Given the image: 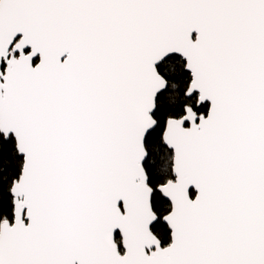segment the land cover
Listing matches in <instances>:
<instances>
[{"label": "snow or ice", "instance_id": "6c2138e0", "mask_svg": "<svg viewBox=\"0 0 264 264\" xmlns=\"http://www.w3.org/2000/svg\"><path fill=\"white\" fill-rule=\"evenodd\" d=\"M0 264H264V0H0Z\"/></svg>", "mask_w": 264, "mask_h": 264}]
</instances>
